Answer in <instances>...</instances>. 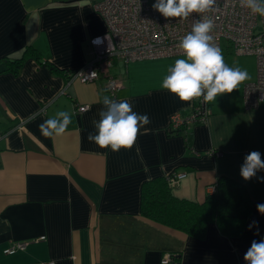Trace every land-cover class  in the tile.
Instances as JSON below:
<instances>
[{
	"label": "crops",
	"instance_id": "1",
	"mask_svg": "<svg viewBox=\"0 0 264 264\" xmlns=\"http://www.w3.org/2000/svg\"><path fill=\"white\" fill-rule=\"evenodd\" d=\"M94 1L0 0V264H161L166 255L178 256L175 264H246L251 243L264 238L257 211L264 183L240 175L249 153L264 160V102L255 110L243 104L253 69L232 93L207 102L205 123L177 134L168 132L170 119L189 117L193 100L180 101L160 84L182 56L114 59L94 84L68 82L34 59L16 75L6 71L29 46L61 71L79 70L92 56L89 40L105 32ZM224 48L227 63L232 49ZM109 76L123 81L114 100H127L151 121L132 148L118 152L88 140L105 110ZM80 106L88 108L78 113ZM60 111L72 123L62 136L44 137L39 125ZM158 177L167 178L174 196L198 203L219 177L233 179L246 187L253 216L237 239L214 225L200 241L153 224L141 216V189ZM16 244L24 248L3 253Z\"/></svg>",
	"mask_w": 264,
	"mask_h": 264
},
{
	"label": "built area",
	"instance_id": "2",
	"mask_svg": "<svg viewBox=\"0 0 264 264\" xmlns=\"http://www.w3.org/2000/svg\"><path fill=\"white\" fill-rule=\"evenodd\" d=\"M155 2V0H153ZM147 0H95L92 8L104 25L105 32L89 40L92 56L71 80L83 84L96 83L114 59L123 63L157 60L182 56L180 41L192 29L197 19L210 17L213 20V43L221 49L224 41L237 56H253L256 61V80L244 87L243 104L247 110H255L264 102V17L254 15L241 4V0H217L215 6L203 14H190L187 18H165L153 9ZM100 37L103 43L93 41ZM95 73L94 75H92ZM69 81V82H70ZM123 88L119 77L109 76L105 92L114 99ZM87 106L77 107L82 113ZM211 115L208 103L203 98L194 99L189 117L178 114L171 117L169 126L173 130L189 128L205 123ZM185 175L175 176L176 180ZM209 194L214 193L211 186ZM24 247L16 244L3 253L14 255ZM172 257L166 255L161 264H171ZM43 264H53L52 262Z\"/></svg>",
	"mask_w": 264,
	"mask_h": 264
},
{
	"label": "clouds",
	"instance_id": "3",
	"mask_svg": "<svg viewBox=\"0 0 264 264\" xmlns=\"http://www.w3.org/2000/svg\"><path fill=\"white\" fill-rule=\"evenodd\" d=\"M217 0H155L153 9L165 18H187L190 14H203L210 11ZM242 6L254 15L264 17V0H241ZM213 20L210 17L197 19L191 31L182 38L178 47L182 57L177 58L163 78L160 87L180 101L203 98L206 102L217 101L226 93H232L238 85L248 79V73L240 68L230 67L224 62L223 54L213 41ZM94 44L103 43L97 37ZM93 73L92 75H94ZM105 110L100 112L96 123V134H89L88 140L101 149L118 152L133 147L136 137L151 121L147 114H138L127 100H114L103 97ZM72 123V116L66 111L56 113L39 125L44 137H60ZM264 171V160L259 151L249 153L240 168V175L248 181L254 177L264 183V177L257 173ZM257 211L264 214V204L257 205ZM246 264H264V238L254 240L244 254Z\"/></svg>",
	"mask_w": 264,
	"mask_h": 264
},
{
	"label": "trees",
	"instance_id": "4",
	"mask_svg": "<svg viewBox=\"0 0 264 264\" xmlns=\"http://www.w3.org/2000/svg\"><path fill=\"white\" fill-rule=\"evenodd\" d=\"M57 1L66 3L71 0ZM28 59H34L50 73L64 75L68 82L76 73L61 71L48 61H43L31 46L24 50L21 58L7 61L6 71L16 75ZM185 129L173 130L169 126L168 132L177 134ZM212 187L214 193L198 203L174 196L165 177L147 181L141 189V216L153 224L200 241L206 238L210 225H214L219 234L227 239L241 237L254 211L246 187L228 177H219ZM178 260V256H172V261Z\"/></svg>",
	"mask_w": 264,
	"mask_h": 264
},
{
	"label": "rangeland",
	"instance_id": "5",
	"mask_svg": "<svg viewBox=\"0 0 264 264\" xmlns=\"http://www.w3.org/2000/svg\"><path fill=\"white\" fill-rule=\"evenodd\" d=\"M150 4H152L154 1L153 0H147ZM222 46H223V54H226V48H224L226 46V43L223 41L222 42ZM232 49V48H231ZM237 60H236V58ZM227 58H229V60H227V65L230 67H238L241 70H245L248 73V76L250 74V70L253 69L254 70V75L256 76V61L255 58L253 56H237L235 55V52L232 50L230 51V54L226 56ZM236 63V64H235ZM256 80V79H255Z\"/></svg>",
	"mask_w": 264,
	"mask_h": 264
},
{
	"label": "bare ground",
	"instance_id": "6",
	"mask_svg": "<svg viewBox=\"0 0 264 264\" xmlns=\"http://www.w3.org/2000/svg\"><path fill=\"white\" fill-rule=\"evenodd\" d=\"M79 70H80V69H79ZM77 71H78V70H77ZM77 71H76V72H77ZM77 112H78V111H77ZM78 113H80V112H78ZM82 113H83V112H82ZM171 261H172V260H171ZM171 263H172V262H171Z\"/></svg>",
	"mask_w": 264,
	"mask_h": 264
},
{
	"label": "water",
	"instance_id": "7",
	"mask_svg": "<svg viewBox=\"0 0 264 264\" xmlns=\"http://www.w3.org/2000/svg\"><path fill=\"white\" fill-rule=\"evenodd\" d=\"M172 264H175V263H172Z\"/></svg>",
	"mask_w": 264,
	"mask_h": 264
}]
</instances>
